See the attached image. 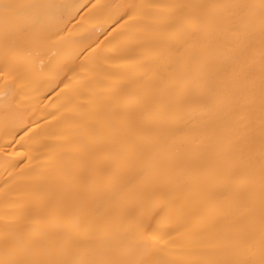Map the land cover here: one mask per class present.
I'll use <instances>...</instances> for the list:
<instances>
[{"label":"bare ground","instance_id":"1","mask_svg":"<svg viewBox=\"0 0 264 264\" xmlns=\"http://www.w3.org/2000/svg\"><path fill=\"white\" fill-rule=\"evenodd\" d=\"M0 264H264V0H0Z\"/></svg>","mask_w":264,"mask_h":264}]
</instances>
